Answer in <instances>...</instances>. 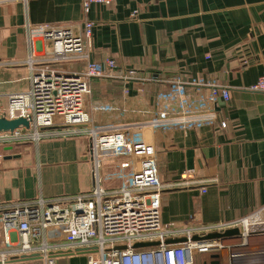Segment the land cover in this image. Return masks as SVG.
<instances>
[{"label": "crops", "instance_id": "1", "mask_svg": "<svg viewBox=\"0 0 264 264\" xmlns=\"http://www.w3.org/2000/svg\"><path fill=\"white\" fill-rule=\"evenodd\" d=\"M82 4L0 0V107L30 89V38L37 56L51 50L49 41L31 30L48 25L81 34L90 20L91 59L118 65L117 78L92 82L97 97L87 109L95 122L151 119L164 104L159 94L168 92L173 81L185 84L191 103L207 104L196 116L203 119L200 127L171 125L147 134L156 147L162 183L173 185L162 194L163 225L232 222L262 210L264 94L250 87L263 72L264 0H114L92 4L87 16ZM126 70H136L138 79L122 80ZM145 78L154 80L141 81ZM213 86L228 90L229 100L220 97L210 104ZM99 105L114 110H95ZM62 129L52 128L38 144H0V205L74 196L93 188L89 137ZM121 161L103 162L105 188L126 182L130 168ZM183 176L195 184L174 187L186 182ZM3 240L0 232V248ZM211 257L212 264H219L218 253Z\"/></svg>", "mask_w": 264, "mask_h": 264}, {"label": "built area", "instance_id": "2", "mask_svg": "<svg viewBox=\"0 0 264 264\" xmlns=\"http://www.w3.org/2000/svg\"><path fill=\"white\" fill-rule=\"evenodd\" d=\"M113 1L83 0V12L87 16L92 4L110 5ZM93 28L94 23L85 20L81 34L71 28L48 25L31 30L42 34L51 44V50L44 56H37L30 38V54L26 61L30 69V89L10 96L8 105L0 107V118H22L30 125L1 132L0 144L3 145L38 144L47 136L46 130L57 126L66 133L88 136L93 188L74 196L40 197L34 201L0 205V232L4 239L0 264H61L62 260L77 257H84V264H196L198 253L210 252L218 253L222 264L225 261L226 264H264V208L232 222L163 225L162 194L173 185L162 183L156 147L147 134L171 125L200 127L203 119H196V116L200 110H207V104L191 103L185 84L173 81L168 92L159 94L164 104L151 119L124 124L95 122L85 105L86 98L92 94V82L117 78L118 65L111 59L104 62L91 59ZM76 64L81 65V69L76 70ZM120 78L136 80L137 71L126 70ZM210 90V104H215L220 97L225 101L230 98L229 91L224 88L213 86ZM250 91L264 94V63L262 75ZM94 109L114 110L103 105ZM107 158L122 159V167L130 168L126 182L120 187L105 188L102 184V164ZM187 179L183 176L186 182L174 187L195 184ZM203 192H206L204 188ZM233 229L239 230L238 236L218 241L192 240L196 236L223 234ZM180 238L187 241L166 244ZM154 242L160 245L133 248L139 243ZM119 247L126 249L119 250Z\"/></svg>", "mask_w": 264, "mask_h": 264}, {"label": "water", "instance_id": "3", "mask_svg": "<svg viewBox=\"0 0 264 264\" xmlns=\"http://www.w3.org/2000/svg\"><path fill=\"white\" fill-rule=\"evenodd\" d=\"M24 126L26 128H29V122L26 119H16V120H7L5 118H0V133L1 132H8V131H14L15 129H18L19 127ZM239 235V230L238 229H233V230H228L223 234L215 233V234H210L205 237H194L192 240L193 241H218L219 239H225L231 236H238ZM187 239L185 238H180V239H174V240H169L166 242L167 245H174V244H180L186 242ZM160 244L157 242L154 243H139L136 244L133 248L134 249H143V248H150V247H156L159 246ZM119 250H125L126 247H119ZM214 258L216 256H213Z\"/></svg>", "mask_w": 264, "mask_h": 264}, {"label": "rangeland", "instance_id": "4", "mask_svg": "<svg viewBox=\"0 0 264 264\" xmlns=\"http://www.w3.org/2000/svg\"><path fill=\"white\" fill-rule=\"evenodd\" d=\"M96 97H97V95H94V92L92 91V94L90 95V97L86 98L85 105L87 106L88 101L94 100ZM50 130H46V132L49 133V132H51ZM210 254L215 255L217 253H215V252H210V253H206V254L198 253L196 264H212L211 262L213 260H212V257ZM83 259H85V258L84 257H77V258L72 259V262L78 263V262L82 261ZM219 262H220L219 264H222V260L219 259ZM223 264H226V261H225V263L223 262Z\"/></svg>", "mask_w": 264, "mask_h": 264}]
</instances>
